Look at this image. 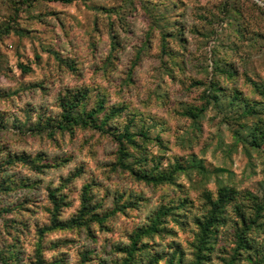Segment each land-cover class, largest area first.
I'll list each match as a JSON object with an SVG mask.
<instances>
[{"label": "rangeland", "instance_id": "1", "mask_svg": "<svg viewBox=\"0 0 264 264\" xmlns=\"http://www.w3.org/2000/svg\"><path fill=\"white\" fill-rule=\"evenodd\" d=\"M175 1L180 9L188 11H171ZM255 1L264 5L260 0ZM16 2L0 0V91L11 93L9 97L0 98V159L9 151L41 153L51 161L67 160L44 173L19 166L7 169L15 186L8 193L0 194V208L9 209L0 213V252L4 254L0 264H31L38 242L37 227L49 224L50 220L47 187L59 186L61 177L78 167L83 168L81 174L63 190L68 204L61 210L62 219L76 213L79 190L85 182L94 183L92 190L103 210L111 208L114 197L120 195L121 201L130 196L137 201L134 195L145 199L140 202V210L127 209L126 214L119 212L114 216L107 223L108 230L91 225V232L69 229L46 233L42 239L43 255L52 264H80L87 249L92 250L91 264H97L100 258L117 257L120 253L113 244L126 243L127 233L141 224L156 204L177 196H189L198 203L200 190L196 189L199 184L194 179L190 181L180 176L177 183L181 186L153 188L135 181L127 173L111 170L117 146L110 136L97 130L77 129L73 134L56 132L53 138L47 137L43 130L40 134L30 130L38 115L46 117L58 113L57 95L66 88L88 86L90 105L97 96L105 94L111 103L126 106L124 114L134 116L136 126L150 125L152 136L159 133L164 146L156 142L148 145V155L154 159L147 162L148 166L157 160L166 165L193 151L202 158L205 168L213 172L206 184L210 190L216 188L217 180H224L239 189L264 193L262 157L259 158L257 152L247 153L240 142H234L233 130L238 128L233 118L238 110L236 98L232 97L237 102L233 112L225 116L209 108L199 127L182 115L185 108L200 104L202 91L208 90L216 80L227 91L238 90L241 96L262 101L247 78L264 82V42L250 40L252 33L241 39L235 36L225 15L222 18L226 0H165L169 7L165 11L138 10L135 16L129 13L126 30L124 20L92 7L118 5L121 0H77L67 5L42 0L31 11L20 12L13 24L17 27L6 34L3 29ZM158 3L161 0H156L155 4ZM166 17L171 21L178 18L185 25L184 48L175 39L169 40L174 51H181L186 65L183 72L174 69L175 79H171L168 72L172 63L159 61L158 32L154 30L149 34L155 21ZM111 19L119 33V46L113 44L116 39L109 33ZM244 23L249 30L264 33V20L259 11L246 12ZM139 49L142 51L138 65L129 74ZM54 50L73 60L77 70L60 66L52 54ZM111 52L114 59L109 63L107 55ZM214 55L234 61L238 76L227 80L217 74L212 64ZM20 63L27 67L26 71L19 67ZM194 79L201 84H193ZM116 122L123 124L122 118ZM26 181L33 184L23 185ZM191 239L188 230H179L175 235L156 238L162 243H151L162 247L164 243L178 242L189 258ZM215 241L213 262L221 264V258L234 244L226 229L220 230ZM163 263L164 260L159 264ZM240 264L249 263L241 259Z\"/></svg>", "mask_w": 264, "mask_h": 264}, {"label": "trees", "instance_id": "2", "mask_svg": "<svg viewBox=\"0 0 264 264\" xmlns=\"http://www.w3.org/2000/svg\"><path fill=\"white\" fill-rule=\"evenodd\" d=\"M41 1L17 0L3 32L10 33L12 28L17 27L13 24L19 18L20 12L31 11ZM49 1L67 5L77 0ZM260 1L264 3V0ZM155 3L156 0H121L118 5H93L92 7L96 11H105L111 16L114 14L121 21L124 20L126 30L128 26L126 19L129 13L130 16H135L138 10L165 11L169 8L165 5V0H161V3L158 4ZM226 3L222 18L225 15L226 22L231 24L235 36L241 39L252 33L253 37L249 38L250 40L260 39L264 42L263 32L249 30L248 25L244 23L246 12L252 11V9L259 11L264 20V5L255 0H226ZM171 8H173L171 11L180 9L176 1L171 4ZM180 10L188 11L186 8ZM202 18L207 19L206 16H202ZM155 23L156 25L151 28L149 34L154 30L158 32L159 61L163 64L172 63L168 72L170 78L175 79L174 69L183 72L186 65L181 51L180 53L174 51L169 45V40L175 39L184 48L185 25L178 18L171 21L167 17L164 20L155 21ZM109 26L110 35L116 39L113 44L119 46L120 38L117 29H114V19H111ZM145 46L148 47L146 44ZM141 51L139 49L135 53V61L131 65L129 74L138 65ZM233 51L235 52V49ZM52 54L60 66L67 65L72 70H77L73 60L63 57L60 52L55 50ZM214 56L212 64L217 74L224 76L227 80H233L238 76L234 61ZM107 57L111 63L114 53H108ZM19 67L26 71L27 67L24 64L20 63ZM247 80H249L253 92L260 98L262 97V101L241 96L238 90L227 91L216 80L211 82L208 90L202 91L200 104L185 108L182 115L191 119L195 127H199L200 121L209 108L219 110L225 116L233 112L237 102H234L232 97L236 98L238 110L234 112L233 118L238 128L233 130L234 142L235 144L240 142L247 153L257 152L259 158L262 157L261 165L264 174V82L250 81L249 77ZM192 83L199 85L201 81L194 79ZM89 94L88 86L66 88L60 91L57 95L58 113L55 116L46 117L38 115L29 129L35 130L37 134L43 130L49 138H53L56 132L73 134L77 129L97 130L110 136L117 146L115 161L110 164L111 170L127 173L135 181L143 182L153 188L181 186L180 183H177V179L180 176H186L190 181L194 179L199 184L196 189L200 190L198 203H194L189 196H177L170 198L168 202L156 204L146 215L145 220L141 224L135 225L127 233L126 243L113 244L115 250L120 253L119 256L111 259L100 258L97 264H159L162 260H164L163 264H215L213 262L215 240H217L221 229L228 230L234 244L230 252L221 258V264H240L241 259H245L249 264H264V193L250 188L239 189L224 180H217L216 188L210 190L206 184L212 178L213 172L205 168L202 158L193 151L176 158L172 163L163 165L160 160H157L148 166L147 162L154 161L148 155V145L156 142L157 145L164 146L161 135L156 133L155 136H152L150 125L136 126L135 117L124 114L126 106L111 103L105 94L97 96L90 105L88 103ZM10 95V92L0 91V98ZM120 118H122L123 124L118 125L116 121ZM224 121L227 122L226 119ZM2 156L0 159V194L8 193L15 186L12 185L10 176L7 174L9 167L19 166L34 173H44L46 169L58 167L67 160L51 161L48 159L49 157H44L41 153L32 155L25 152L11 153L9 151H6ZM82 170V167H78L66 177H61L62 181L59 186L47 187L50 220L49 224L37 227L38 242L31 264H52L43 255L42 239L46 233L69 229H85L87 232H91V225L100 230H108L107 223L119 212L126 214L127 209L140 210V202L145 199L141 195H134L137 201L132 200L131 196L124 201H121V195L114 197L113 206L103 210L102 203L97 200L96 194L92 190L94 183L90 181L83 183L79 190V206L76 213L69 218L62 219L60 217L61 210L68 204L67 195L63 193V190L70 181L81 174ZM22 184L32 185L33 183L26 181ZM261 186L264 189V180ZM1 210L9 209L0 208V213ZM179 230H188L191 234L189 258L184 255L178 242L169 245L164 243L162 247L153 246L151 243H162L156 238L175 235ZM91 253L92 250H85L80 264H91L89 263ZM0 258H4V254L1 252Z\"/></svg>", "mask_w": 264, "mask_h": 264}]
</instances>
